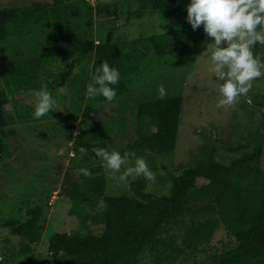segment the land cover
Masks as SVG:
<instances>
[{"label":"trees","instance_id":"16d2710c","mask_svg":"<svg viewBox=\"0 0 264 264\" xmlns=\"http://www.w3.org/2000/svg\"><path fill=\"white\" fill-rule=\"evenodd\" d=\"M187 2L138 0L137 8L127 10L129 18H141L157 11L174 20L172 28L165 35L124 37L120 41L109 33L101 42L95 37L94 14L79 2L32 1L26 6L0 7V43L10 37L27 38L39 25L52 33L40 56L27 58L22 47L15 46L13 58L0 61L5 84L0 90V153L4 151L9 126L57 118L79 121L73 150L75 154L84 150L85 160L69 169L60 192L72 201L71 215L83 222L105 224L102 235L52 233L48 251L58 262L146 264L149 257L153 264H172L177 260L186 264H264L263 146L230 145L229 151L241 154L228 164L216 159L215 149H204L201 151L204 157L196 164L171 175V188L166 194L149 192V181L138 177L131 181L125 193L109 195L105 168L92 151L103 146L98 142L97 111L92 115L93 109L87 106L85 97L91 74L102 61L119 69L121 79L115 86L116 101L130 91L131 75L145 58L197 56L205 34L202 27L193 31L187 22ZM113 5L99 4L98 18L120 13V4ZM253 52L264 60V46L256 45ZM41 85H46L56 98L57 110L36 119L34 97L29 90L39 89ZM26 99H32L33 103ZM99 99L108 102L103 97ZM183 102V96L176 93L141 102L137 110L138 138L123 148L121 154L144 157L151 171L157 167V157L173 155ZM82 167L89 168L93 176L81 175ZM202 179L206 182L198 186ZM101 198L107 204L103 211L97 209ZM26 203L31 215L27 223L41 222L47 215L44 208ZM21 222V217H11L0 221V226ZM220 227L233 238V248L219 251L210 247ZM202 252H207L203 259L199 256Z\"/></svg>","mask_w":264,"mask_h":264},{"label":"rangeland","instance_id":"374dc122","mask_svg":"<svg viewBox=\"0 0 264 264\" xmlns=\"http://www.w3.org/2000/svg\"><path fill=\"white\" fill-rule=\"evenodd\" d=\"M32 1L53 2V0H0V7L26 6ZM79 2L94 14V31L98 41H105L112 34L114 38H138L155 33L157 22H167L165 32L172 28L174 20L155 11L141 18H129L127 10L138 7V0H72ZM120 4V13L107 18H98L99 4L111 7ZM114 5L111 7L113 8ZM54 7L52 6V10ZM161 16H160V15ZM55 16V13L53 12ZM110 15V14H109ZM51 30L36 26L27 37H10L0 43V61L13 58V48L20 46L27 58L40 56L51 37ZM204 37L197 56L176 55L164 58L156 55L144 59L142 66L131 75L130 91L114 102H105L97 97L87 100L93 109L92 115L99 119L98 141L107 150L122 151L138 138L137 110L143 101L180 94L184 98L181 122L173 155L157 157V167L152 170L154 180L149 181L147 190L155 194H166L171 188V175L180 173L183 168L193 166L204 154L201 151L215 149V157L224 164L230 163L241 153L228 150L243 143L249 147L263 146L262 169L264 171V77L253 82L245 96L231 106L218 108L216 92L218 81L208 72ZM205 51V52H204ZM5 84L0 71V90ZM65 90V89H63ZM33 103L32 99H26ZM79 121L57 118L16 124L7 127L4 151L0 153V221L11 217H21L22 222L15 226H0V264H64L51 257L48 242L56 231L75 235H102L105 224L83 222L69 210L71 199L61 195L62 185L69 169L77 167L85 160V151L75 154L73 147L78 133ZM134 163L130 159L129 165ZM108 181L107 193L121 195L130 182H121L105 169ZM118 175V174H117ZM205 180H199L201 186ZM31 206L44 208L47 215L37 224H28ZM195 208H198L196 206ZM86 209L92 210L87 205ZM235 242L223 227L217 229L211 246L215 250L233 248ZM209 247V248H210ZM207 253V252H206ZM206 253H200L203 259ZM146 264H153L148 257ZM172 264L180 263L179 260Z\"/></svg>","mask_w":264,"mask_h":264},{"label":"clouds","instance_id":"9594fccd","mask_svg":"<svg viewBox=\"0 0 264 264\" xmlns=\"http://www.w3.org/2000/svg\"><path fill=\"white\" fill-rule=\"evenodd\" d=\"M186 20L193 31L202 27L205 36L210 38L205 51L207 70L219 82L216 106L233 105L240 96L247 95L254 81L264 77V60L253 52L256 45L264 46V0H188ZM166 23L157 22L155 33L165 35L163 25ZM120 79L119 69L102 61L85 86L86 99L103 97L113 102L117 96L115 86ZM29 94L34 97V118L39 119L48 115L50 110H57V100L46 85L30 89ZM159 94L161 98L164 96L163 86ZM92 151L109 174L121 182H130L138 177L154 180L144 157L135 153L121 154L118 150L109 151L103 147H94ZM130 159L134 160L131 165ZM79 173L87 178L93 176L86 167L80 168ZM106 208V202L99 199L97 209L103 211Z\"/></svg>","mask_w":264,"mask_h":264}]
</instances>
